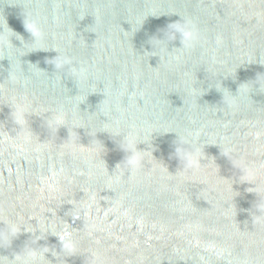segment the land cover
Returning a JSON list of instances; mask_svg holds the SVG:
<instances>
[{
	"label": "water",
	"instance_id": "obj_1",
	"mask_svg": "<svg viewBox=\"0 0 264 264\" xmlns=\"http://www.w3.org/2000/svg\"><path fill=\"white\" fill-rule=\"evenodd\" d=\"M0 264H264V0H0Z\"/></svg>",
	"mask_w": 264,
	"mask_h": 264
}]
</instances>
